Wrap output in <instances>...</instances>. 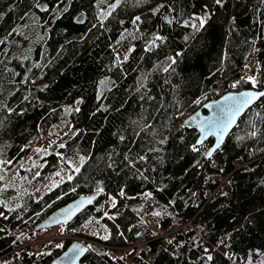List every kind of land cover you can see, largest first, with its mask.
<instances>
[{"label":"trees","instance_id":"16d2710c","mask_svg":"<svg viewBox=\"0 0 264 264\" xmlns=\"http://www.w3.org/2000/svg\"><path fill=\"white\" fill-rule=\"evenodd\" d=\"M178 1L142 0L137 5L136 0H121L101 27L96 19L97 9L91 7L92 0H71L70 5L64 0L69 11L55 21L51 19V8L47 11L33 9L35 16L21 20V13L8 7L13 0H0V12L3 13L0 16V121L7 125L0 128V161L5 162L0 163V167L12 169L28 158L34 142L39 134L47 133L57 111L69 105L74 108L73 102L77 98L82 101L78 106L80 110L68 114L70 127L66 132L46 152H33V168L41 173L35 180L60 171L61 166L63 172L68 173L67 165L59 160L57 153L73 156L79 152L88 157L81 173L75 174L72 181L65 179L38 197L32 192L24 193L15 203H19L21 209L12 213L0 206V211L8 216V220L0 217V227L8 233H0V260L8 259L10 264H50L70 240L43 245L39 256L35 255L37 252L32 246L24 243L39 234L34 230L38 222L77 196L93 192L97 181L104 189L100 198L63 226V233L77 234L73 229L89 216L99 218L100 224L109 228L111 238L103 241L97 236L83 237L92 239L97 251H110L117 259L99 256L97 251L88 249L82 259L85 264H144L149 256L153 257L154 264H169L170 261L172 264H202V259H197L202 253L201 242L211 247L224 239L225 232L231 234L226 241L227 250L236 259H224V264H245L252 249L264 250V214L261 213L264 185L260 183L264 178V138L253 139L246 135L249 117L253 111L261 110L264 98L239 118L224 144L207 159L190 150L185 151L183 147L177 155L173 151L176 141L172 138L163 146L164 151H152L159 146L150 136L132 134L134 129L139 131L141 118L153 121L157 127L167 120L174 125L173 133L179 130L189 143H193L197 132L191 127H181L182 118L209 100L216 81L229 84L226 89L233 91L236 87L231 85L242 77L245 65L252 60L260 64L252 75L264 81V6L260 0H226L224 7L212 6L211 0H187L177 4ZM39 2L52 4L54 0ZM111 2L106 0L101 7ZM162 3H174L177 12L185 15L192 11L199 13L200 6L208 4L213 13L205 28L185 42L183 37L192 33V29L181 27L175 21L167 25L162 19L166 15L174 16V13L168 12L166 7L156 16L149 11ZM79 12L85 14L82 24L72 20ZM137 15L141 20L134 23L133 17ZM230 17L234 20L232 28L235 30L229 37ZM153 30L169 39L165 45L145 52L147 33ZM121 33H124L123 39ZM247 38L255 39L256 44L245 43ZM129 45L133 48L129 59L112 67L115 56L122 58ZM253 47L256 51L252 50ZM176 52H180V56L175 57V72L154 71L147 81H143L145 87L135 90L141 73ZM222 56L223 64L220 63ZM105 76L114 82V86L108 82L100 84ZM246 84L252 88L250 82ZM98 87L100 100L96 99ZM259 88L264 90V83ZM149 95L154 99L148 100ZM196 98L201 100L199 105L192 102ZM8 108L13 112L9 113ZM73 130H77L76 134L69 135ZM114 132L124 134L125 139L121 141L119 135H113ZM237 136L241 139L237 140ZM61 143L64 147H60ZM211 143L212 138H209L197 147L203 152ZM126 152H130V158L135 161L131 170L125 167ZM140 155L146 159L138 160ZM101 157L103 159L97 163ZM8 160L12 163L7 164ZM112 161H115V167H106ZM194 161H198L199 166ZM21 170L19 168L17 173ZM140 173L147 179L136 178ZM70 188L75 191H69ZM121 188L126 196H119ZM143 191H150L153 196L144 200L138 195ZM220 191H226L228 195L220 196ZM191 192H196L197 197H192ZM110 195L117 198L115 210L106 207ZM10 196H15L11 186L0 192V200L8 204ZM169 200L173 201L171 205ZM141 204L143 207L139 213L133 211ZM153 209L163 211L158 217L146 215ZM105 210L119 211L120 215L110 220L104 216ZM17 216L21 219H16ZM248 217L253 221L250 224L246 222ZM141 218L144 221L149 218L155 229L148 228L146 223H138ZM188 222L190 227L186 231H173L174 227ZM100 224H92L87 230H96ZM117 224L120 225V235H116ZM153 231L156 236L151 235ZM137 232L141 235L137 236ZM20 233L25 234L22 241L14 244ZM196 236L201 239H194ZM165 237H175L173 244L167 245ZM181 241L184 242L182 247L176 249V243ZM137 243L143 244L134 247L133 251H129L130 248L124 250L127 253L124 259L108 248ZM57 244L60 247H56ZM164 248L175 249L180 253L179 260H172ZM221 259L217 254L215 264H220ZM253 264H256L255 259Z\"/></svg>","mask_w":264,"mask_h":264},{"label":"snow or ice","instance_id":"6c2138e0","mask_svg":"<svg viewBox=\"0 0 264 264\" xmlns=\"http://www.w3.org/2000/svg\"><path fill=\"white\" fill-rule=\"evenodd\" d=\"M142 2V0H136L137 5H139ZM102 3H106V0H92L91 2V7L97 9L96 12V19L100 23V26L103 27L104 24L103 22L111 15V12L117 8V6L121 3V0H112L111 3H107L106 7H101ZM67 4H71V0H67ZM212 6H220L224 7L226 6V0H211ZM260 4L264 6V0H260ZM9 9L12 11H18L21 13L20 19L24 20L28 18L30 15L35 16V13L33 12V9H44L47 11L49 8L52 9L51 11V19L53 21L58 20L60 16H62L64 13H67L69 11V7L65 5L64 0H54V3L52 4H41L39 0H13V3L8 5ZM167 8L168 12L174 13L175 15L172 17H163L162 19L164 20L165 24L170 25L175 21L176 24H178L181 27L185 28H191L192 33L186 34L183 37V40L185 42L189 41L190 36L193 35L196 32L201 31L202 29L205 28L206 23L210 20L212 13H213V8L210 7L208 4H202L201 11L199 13L192 11L185 15L183 12H177V9L174 5V3H168L167 5L165 4H158L154 8H150L149 11L153 16H156L158 12L162 8ZM256 11H261V9H256ZM0 16H3V13L0 12ZM141 20V16L137 15L133 17V22L137 23ZM229 37L231 35V32L234 31L235 29L232 28V24L234 23L233 18H229ZM121 24L124 23V21H120ZM264 24V22H262ZM95 27V25H93ZM13 32L16 31V29L12 30ZM12 33H9L11 35ZM143 35V34H142ZM147 39L145 40L144 43V51L145 52H151L154 49L158 48L161 45H165L168 41V36L162 34L159 31L153 30L149 33H147ZM229 37H226L228 39ZM121 39L124 38V33H121ZM83 39V37H81ZM245 43H249L250 45L254 46L256 44V40L252 38H247ZM111 47V45H109ZM133 48L131 45L127 48V50L124 52L123 57L121 58L119 55H116L115 58L112 61V67H117L120 65L123 61H127L129 59V53L132 52ZM253 51H256V48H252ZM180 56V52H176L173 55H167L163 58V62L157 61L152 65L151 68L147 69L145 72L141 73V75L138 77L137 80V86H136V91H139L141 88L145 87V84L143 81H147L149 79V74L154 72V71H160V72H175V64H176V59L175 57ZM220 63H224V58L223 56L220 59ZM245 67H248L246 64ZM256 68H260V64H256ZM27 75V74H26ZM244 81L250 82L252 90H243L240 91L239 93L232 94V95H226L223 96L221 99L224 101L223 104L218 105L216 110L212 113H210L206 117H202L199 119L198 123V128H199V136H204L205 134H212L216 138V143L215 145H212L210 147H207L205 151L200 152V149L197 147V145L202 144V140L199 138V136L194 140L193 143H189L186 140V137L182 134L179 133V130H177L175 133H173V127L170 123V121H165L162 123L159 127L156 126V124L153 121H143L142 120V125L139 128V131L135 130L133 131V135L136 137L141 136L142 134H145L146 136H150L151 140L155 142V145L159 147H154L151 150L152 151H164V147L170 140V138L174 139L176 143L174 144L173 151L176 152L177 155H179V149L183 147L185 151H191L193 153H197L198 155L202 156L203 158L207 159L213 156V150L214 149H219L224 141V137L228 130L236 123V116L241 113L245 108H249V106L255 105V101H257L260 98H264V90H260L259 85L261 83H264V81H259L257 76L255 75H247L245 77L241 78ZM22 82V81H21ZM105 82L112 83L114 86V82L110 81L107 76L103 77V79L100 81V84H104ZM165 83H168L167 80H165ZM240 83V81L234 82L231 87L235 88L237 84ZM46 87V86H45ZM174 87H177L174 85ZM97 100L101 99V93L100 89L98 87L97 89ZM143 99V97H142ZM148 100L154 99L152 96H147ZM81 99L77 98L73 103L76 105H79L81 103ZM194 104L199 105L201 103V100L199 98H196L192 101ZM101 107H106L105 105H101ZM79 107L73 108L72 106H65L64 107V112L65 113H71L73 111H79ZM251 110V109H250ZM7 111L9 113L13 112L12 108H8ZM23 111V109H21ZM157 112L159 109L156 110ZM132 124H136L135 120L130 121ZM258 122L259 125L258 126ZM7 125L4 124L3 121H0V128H6ZM70 127V125H69ZM183 127V125H181ZM247 127H248V132L246 133L247 136L250 138L256 139V138H264V105H261V110L259 111H253V115L249 117V120L247 122ZM77 130H73L69 135H75ZM51 135V133H50ZM113 135H119V139L123 141L125 139L124 134L120 133H113ZM237 140H240L241 138L239 136L236 137ZM54 141H49L48 143V148H51L53 145ZM60 147H64V144L61 143ZM47 148H42V147H37L35 149L36 153H41V152H46ZM57 156L59 157V160L67 165V171L68 175L66 176V179L68 181L73 180V176L77 173H81L82 167L85 166V164L88 161V157L84 155H80L79 152H75L72 157H69L67 154L64 153H57ZM183 159V157H179ZM28 160H32V157L29 156L27 158ZM103 158L101 157L100 160L97 161V163H100V161ZM138 160L144 161L146 159L145 156L140 155L137 157ZM109 160H111V155H109ZM124 160L127 162L125 164V167L131 170L132 168L135 167V161L130 158V152H126L124 154ZM0 163H5L4 161H0ZM7 164H11L12 160L6 161ZM196 166H199L198 161H194ZM213 164L215 166V162L213 161ZM23 167V165H21ZM40 167H43V164L40 165ZM106 167L108 168H114L115 167V161H112L111 163L106 164ZM223 171V169H220ZM60 171H64V169H61ZM60 171H57L54 173L56 176L60 175ZM139 172V169L136 170ZM185 172H187V169H184ZM37 177L41 175L40 172H36L35 174ZM136 178L140 179H147L146 176L143 175V173H140L139 176ZM4 179L3 176H0V181ZM207 179V177H205ZM61 183L64 182V179L61 178ZM97 187L94 189L95 192H100L103 191L104 189L99 187L100 181H97ZM260 183L264 185V178L260 180ZM9 185L6 184H0V192H5L7 191ZM47 187V186H45ZM53 187H55V184H53ZM163 187V186H162ZM51 190V189H49ZM69 191H75L74 188H70ZM144 200H149L153 194L150 191H143L139 193ZM220 196H227L228 193L226 191H220L219 192ZM119 196L123 197L126 196V193L123 188L120 189L119 191ZM192 197H197L196 192H191ZM60 197L58 196L57 199ZM214 198V197H213ZM92 196L86 197V198H81L78 203L73 204L70 206L67 212L64 213V216L66 219L70 218L71 215H73V209H75L76 212H79L81 208L85 205V203L91 204L92 203ZM173 203L172 200L168 201V204L171 205ZM0 206H2L4 209L7 210V212L12 213L16 209H21V205L19 203L15 205H9L7 202L0 200ZM108 209H113L115 210L117 207V198L114 196H109V202L106 206ZM143 207V204H141L138 208H133V211L139 213V209ZM22 211H27V208H22ZM161 211H157L156 209H153L150 213H146V215H151L153 217H158L161 215ZM261 213L264 214V209L261 210ZM37 213H34L36 215ZM165 215H167V212H164ZM120 212L119 211H112L109 212L107 210L104 211V216L107 217L108 219L112 220L116 216H119ZM0 217H2L4 220H8V216L5 214V212L0 211ZM16 219H21L20 216H17ZM235 220L236 218L233 217ZM247 223H252V218L248 217L246 218ZM138 223L145 224L146 222L141 218ZM92 224H100L99 218L94 219L92 216H89L81 225L80 228L83 229H88L90 225ZM243 226V225H241ZM197 227L202 226L198 225ZM100 228L103 229V231H97L93 233V235L97 236L100 240L103 241H108L111 238V233L109 232V228L104 225L100 224ZM120 228V225H116V235H120L121 233L118 231ZM63 231V229L61 230ZM75 231V229H73ZM0 233H4L5 235H8L7 231L5 228L0 227ZM24 233H20L19 235L16 236V240L13 241L15 244L17 241H22L24 237ZM137 236L141 235V232L136 233ZM151 235L156 236L157 233L153 231ZM230 233L225 232L224 233V239L218 240L215 242L214 245L209 247L207 244H204L203 241L202 243V253L200 257H197L198 260L202 259V264H215V259L218 254L219 257H221L220 264H224V259L228 260H235V256L228 251L229 245L226 243V241L230 238ZM165 242L167 245H172L173 241L175 240V237H165ZM194 239L199 240L201 239L200 236L194 237ZM183 241L176 243L175 248L179 249L183 245ZM193 247H197L196 244L192 245ZM56 247H60L59 244L56 245ZM86 249H90L92 251H97L92 244H88L86 247L78 244H74L71 249H69L68 252L64 254V261L65 264H77V261L80 259V257L84 254ZM164 252L168 253L171 257L172 260L178 261L180 253H178L175 249H169V248H164ZM18 255V254H14ZM29 255H33V253H29ZM35 255L39 256L40 253L37 252ZM97 255L99 256H109L113 260L117 259L116 257L111 255L110 251H97ZM127 255V253L125 254ZM254 259L256 261V264H264V250H261V248L257 247L251 250V253L248 255V257L245 260V264H253ZM0 264H10V261L8 259H2L0 260ZM53 264H56L55 261H53ZM144 264H154V260L152 256H149L145 261ZM169 264H172L170 261Z\"/></svg>","mask_w":264,"mask_h":264},{"label":"rangeland","instance_id":"374dc122","mask_svg":"<svg viewBox=\"0 0 264 264\" xmlns=\"http://www.w3.org/2000/svg\"><path fill=\"white\" fill-rule=\"evenodd\" d=\"M185 1L187 0H179L177 4H182ZM78 106L79 105L74 104V108ZM64 107L58 110L55 116L53 117V119L51 120L50 125L48 126L47 133L39 134L38 138L36 139V141L32 146L33 152H35V149L37 147L48 148L49 141H55L60 135L65 133L66 130L69 128L70 125L68 121L69 113L64 112ZM33 152L30 155L31 157L33 155ZM21 165H23V167H21ZM33 166H34V162L32 160H28L27 158H24L22 161H20L18 165H16L12 169L0 167V176L4 177V179L0 181V184L9 185L14 189L15 196L14 197L10 196V198L13 200L11 199L8 200L10 205H14L18 201V198L26 192H32L36 197H38L41 194L49 191V189L52 190L53 188L61 184L60 182L61 178L65 180L66 176L69 174L67 172L64 173L63 171H60L59 176H56L54 173H51V174H47L42 180H35L37 177L35 174L36 172H38V170L34 169ZM19 168L22 169L21 173H17ZM61 169H64V167L61 166ZM53 184H55V187H53ZM62 229L63 226L52 228L48 230V232H46L45 235L47 236V234L52 231L63 233L64 229L63 231H61ZM76 230L81 232H87L88 234H92V235L97 231H101V232L103 231V229H101L100 226L93 231L90 230L87 231L86 229L82 230L80 226H78ZM84 239L88 240L89 242H92V239L90 238H84ZM57 242L58 241L56 240L53 241L52 243L55 244ZM114 247H118V246H114Z\"/></svg>","mask_w":264,"mask_h":264},{"label":"water","instance_id":"95a60500","mask_svg":"<svg viewBox=\"0 0 264 264\" xmlns=\"http://www.w3.org/2000/svg\"><path fill=\"white\" fill-rule=\"evenodd\" d=\"M43 4V3H41ZM40 10H42V8H40ZM165 17H169L168 15H166ZM73 22L77 23V24H82L84 23L85 20V14L83 12H79L77 13L74 17H73ZM243 90H252L251 89H243ZM240 90V91H243ZM240 91H229L224 93L221 97H218L216 100H208L206 102H204L200 107H198L194 112H192L191 114H189L186 118L183 119L182 121V125L183 126H187V127H191L193 129L196 130L197 132V137L199 136V128H198V123H199V119L202 117H206L208 116L210 113L214 112L217 108L218 105H221L224 103V101H222V97L226 96V95H232V94H236L239 93ZM259 100V99H258ZM257 100V101H258ZM255 101V103L257 102ZM252 106H249V108ZM249 108H245L241 113H239L236 116V123L228 130V132L226 133L225 137H224V141L222 143V145L224 144V142L226 141L229 133L234 129V127L237 125V122L239 120V118L249 109ZM196 137V138H197ZM199 138L202 140V144H204L209 138H212V143L210 144V146L215 145L216 143V138L214 135L212 134H205L204 136H199ZM201 144V145H202ZM221 145V146H222ZM200 146V145H197ZM209 146V147H210ZM217 149L213 150V154L215 153ZM92 196V203L88 204L85 203V205L81 208V210L79 212H76L75 209H73V215L70 216V218L66 219L64 216V213L68 211V209L70 208V206H72L75 203H78L80 201L81 198H86ZM101 196V191L100 192H91L90 194H86V195H79L76 198H74L73 200L69 201L68 203L64 204L63 206L59 207L58 209H56L55 211H53L51 214H49L48 216H46L43 220H41L40 222H38L35 227L34 230L39 232V231H44V230H48L51 228H55L58 226H62V225H67L70 222H72L79 214H81L85 209H87L88 207L92 206ZM74 244H78V245H82V246H87L85 243H82L81 241L78 240H73L70 241L65 247L64 249L57 255L55 256L51 261L50 264H53V261L56 262V264H65L64 261V254L66 252L69 251V249H71V247ZM88 249L85 250L84 254L80 257V259L77 261V264H85L84 262H82V259L84 257V255L86 254Z\"/></svg>","mask_w":264,"mask_h":264},{"label":"built area","instance_id":"2783aa9c","mask_svg":"<svg viewBox=\"0 0 264 264\" xmlns=\"http://www.w3.org/2000/svg\"><path fill=\"white\" fill-rule=\"evenodd\" d=\"M255 65H256V62L255 61H252L250 63V65L246 69L245 76L251 74V71H252V69H253V67ZM239 88H242V85L241 84L239 85ZM224 91H225V89H224L223 85L220 82H217L216 86L213 89H211L210 93H211L212 98H215L217 96L222 95L224 93ZM145 222H146V225H147L148 228L155 229L153 227V224H152V222H151V220L149 218H146L145 219ZM189 227H190V223L188 222V223H185L184 225H182L181 227H175L173 229V231H177V230H181V231H184L185 230L186 231L187 228H189ZM62 238H65V237L59 236L57 234H48L47 236H42V237H40V238H38V239H36L34 241L27 242V243H25V245H31V246H33V248H34L35 251H39L40 250V246H41V244L43 242L55 241V240L62 239ZM71 238H75V237H71ZM80 240H85V239H80ZM142 244L143 243H140V244L137 243L135 245H130V246H126V247H124V246H122V247H114L113 246V247H110V248L113 249V251L115 252V254L117 253V255H123V254H125L124 253V250L130 248L129 251H131V250L133 251V248L134 247H138L139 248Z\"/></svg>","mask_w":264,"mask_h":264},{"label":"bare ground","instance_id":"6f19581e","mask_svg":"<svg viewBox=\"0 0 264 264\" xmlns=\"http://www.w3.org/2000/svg\"><path fill=\"white\" fill-rule=\"evenodd\" d=\"M180 7V6H179ZM180 11V10H179ZM256 64H257V62H256ZM255 67H256V65L253 67V70L255 69ZM238 79V78H237ZM235 80V79H234ZM217 82H220L222 85H223V87H224V89H225V91H224V93H226V92H229L230 90H227L226 88H227V85H229V84H225L222 80H218V81H216V84H217ZM216 84H215V86H216ZM231 133V132H230ZM229 133V134H230ZM217 190V189H216ZM179 231V230H178Z\"/></svg>","mask_w":264,"mask_h":264}]
</instances>
